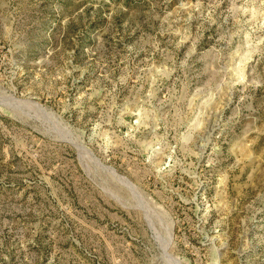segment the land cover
<instances>
[{
  "label": "rangeland",
  "instance_id": "374dc122",
  "mask_svg": "<svg viewBox=\"0 0 264 264\" xmlns=\"http://www.w3.org/2000/svg\"><path fill=\"white\" fill-rule=\"evenodd\" d=\"M0 264H264V0H0Z\"/></svg>",
  "mask_w": 264,
  "mask_h": 264
}]
</instances>
